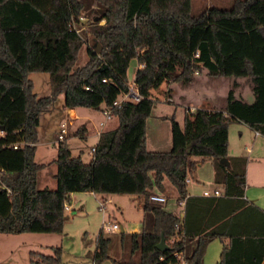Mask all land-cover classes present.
<instances>
[{"label": "trees", "instance_id": "16d2710c", "mask_svg": "<svg viewBox=\"0 0 264 264\" xmlns=\"http://www.w3.org/2000/svg\"><path fill=\"white\" fill-rule=\"evenodd\" d=\"M82 9L93 14V41L85 46L87 59L76 65L84 41L68 23ZM133 57L140 64L134 80L142 97L113 105L127 88ZM35 70L50 73L49 94L38 96L33 90L29 73ZM201 70L210 76H248L253 100L235 97L229 89L222 108L185 111L183 126L172 115L170 148L147 149L150 89L162 81L189 83ZM59 93L66 107L110 106L118 124L100 131L87 162L72 154L66 138L59 140L56 186L40 187L44 163L34 159L37 125ZM234 120L264 135V0H233L227 7L210 5L198 14L192 13L191 0H0V232H61L64 204L75 190L137 193L143 195V209L153 213L152 229L129 232L127 258L108 253L110 237L100 230L94 263L108 258L112 264H173L174 252L186 247L184 232L197 235L184 251L186 264H202L206 246L216 236L229 237L220 264H264V234L245 235L232 228L244 202L229 205L205 223L207 210L192 218L186 210L180 226L177 214L149 198L153 187H163L164 176L184 196L186 177L196 165L194 155L213 158L214 179L225 186L224 200L243 194L245 157H229L238 160L239 167L231 169L220 160L227 157L228 125ZM15 141L23 143L14 147ZM161 232L168 248L156 245ZM50 248V253L30 250V264H62L61 246Z\"/></svg>", "mask_w": 264, "mask_h": 264}, {"label": "rangeland", "instance_id": "374dc122", "mask_svg": "<svg viewBox=\"0 0 264 264\" xmlns=\"http://www.w3.org/2000/svg\"><path fill=\"white\" fill-rule=\"evenodd\" d=\"M233 0H191V11L198 14L205 7L210 5L229 6ZM91 6H93L91 4ZM81 18L73 21L74 25L79 28L78 34L84 41L81 46L76 60V65L82 64L87 59L85 46L91 45V27L94 20L92 12L88 9H82L80 12ZM101 19L99 22L102 23ZM137 67V60L135 57L131 58L127 68L128 80L134 77V72ZM205 74V73H204ZM29 76L33 80V90L38 96L49 94L51 91L50 73L48 71H31ZM166 81H162L158 86L150 89V96L153 98V104L150 114L146 118V134L148 142H155L153 146L149 145L154 150H167L171 146V119L173 115L180 125L183 124V114L188 110V105L193 101H200L207 104L209 100H220L219 96L210 98V94L216 92L220 95L221 87H226L225 101L229 89L232 90L235 97H245L247 91H251L253 96L251 80L248 76H227L217 81L203 84L202 88L188 87L187 83L178 82L174 85L173 98L174 100H167L169 95L165 90ZM165 85V86H164ZM220 89V90H219ZM215 94V93H214ZM63 94L60 93L55 97L47 109L40 114V122L37 125V133L41 140L54 139L57 141V134L61 131V121L67 122V116L63 110ZM93 111V122L98 123V118L102 117L100 108L90 107ZM167 114V117L162 116ZM113 120L107 119L105 128L112 127L116 117ZM88 127H92L90 119L85 120ZM242 121L234 120L228 125L230 126V143L238 144V131ZM75 124H65L64 131L66 140L74 153L81 150L85 154L88 147L95 141V137L90 134V131L85 136L73 133ZM243 136L247 137L248 133L244 132ZM250 138V137H249ZM44 149L37 152L36 159H46L49 157L42 156ZM204 159L199 166L198 164L192 169V173L197 172L199 181L191 177L194 183V189H201V187L214 186L213 167L214 161ZM56 164V163H55ZM153 174V171H150ZM44 178L49 185L55 178L50 173V163L46 164L42 172ZM167 184V189L163 192L171 195L168 201H173L172 191L176 192L175 185L164 176ZM203 182V183H202ZM159 189V188H156ZM191 189H193L191 187ZM143 197L142 194H138ZM137 195L132 193H111L102 196L101 193H94L89 190H75L73 197V205L68 208L65 207V219L63 229L61 232H20L7 233L0 232V264H30L29 251L35 250L44 253H50V245H60L62 249V264H112L110 259H104L99 263H94L92 253L95 249L96 236L100 230H104L110 237L108 245V253L116 258H127L130 256V229L133 225L140 228L152 229L153 227V213L150 210H142L138 205ZM110 197V198H108ZM161 203V201H157ZM101 203L104 205L101 206ZM67 204V203H66ZM168 207L170 205L168 204ZM116 221L124 227V234L121 235V230H105L103 228V220ZM221 241L218 238L210 240L206 246L203 255L202 264H218L220 260ZM207 251V252H206ZM135 255V254H134ZM136 256V255H135Z\"/></svg>", "mask_w": 264, "mask_h": 264}, {"label": "crops", "instance_id": "0c3cea01", "mask_svg": "<svg viewBox=\"0 0 264 264\" xmlns=\"http://www.w3.org/2000/svg\"><path fill=\"white\" fill-rule=\"evenodd\" d=\"M137 66L139 64L137 63ZM223 77L227 76H210L207 74H204V70L201 71H196L194 74V78L187 83L188 87H193L195 86L196 88H202L203 84H207L209 82H214L217 81L218 79H223ZM178 82L176 81H166V89L169 93V95L166 97L167 100H174L173 98V92H174V85H177ZM164 85V86H165ZM226 88V87H225ZM224 87H221L222 91L220 90V95L218 94V89L216 92H213L210 94V98L213 97H220V100H217L214 98V100H209L207 104H203L202 102L198 101H193L188 105V110L192 111L196 107H204L206 109H219L222 108L224 103H225V92L226 89ZM251 91L246 92L245 97H241L246 101H252L253 96H251ZM215 93V94H214ZM60 94V93H59ZM58 94V95H59ZM63 94V93H62ZM63 110L65 111V114L67 116V122L65 120H62V122H65V124H75L73 130L74 134L85 136L86 134L89 133L92 134L95 137V141L88 147L86 154H85V159L84 160V153L79 152L74 153L71 149L72 154H80L82 159L84 161H89L91 158L92 152L90 150V147L92 145H95L98 135L100 131L105 130V129H110L115 127L118 124V118L114 113H111L109 116H105L102 112L103 106L100 108V112L102 113V117L98 118V123L97 125L94 124L92 115L93 111L90 107L87 106H75V107H66L63 103L62 106ZM184 115L183 114V121H184ZM162 116L167 117V114H162ZM116 117V122L114 121V125L109 128H105V123L107 122V119L113 120L112 118ZM87 119L91 120L92 127H88L86 124ZM102 121V123H100ZM178 121V120H177ZM39 122H40V117H39ZM179 122V121H178ZM60 123V124H61ZM180 124V123H179ZM240 125V129L238 131V139L239 143L238 144H231L230 143V126L228 127V146H227V162H224L227 166L228 169H231L233 167L238 168V160L235 162H232L229 157H245V163H244V188H243V194L238 195V196H233L230 195L229 198L226 197V200H224V192H225V186L222 181H216L214 179V186L212 187H201V189H194V183L191 177H195L196 181H199V177L197 172L191 173V177L188 173L186 177V189L187 193L184 196H179L178 191L176 192L172 191V197L174 196L173 201H168L171 195H167L163 191L167 189V184L163 178L162 184L163 187L161 189H156L157 187H153L151 189V193H159L163 194L165 196V200L161 201V204L168 210H171L173 213L177 214L180 218L179 225H182V222L184 220L185 216V211L187 210L189 212V216L194 214L199 215L201 211H205L206 215L202 218L203 222L205 223L207 219H213L215 220L216 217H218L225 209L229 207V205L234 206L236 203H239V201L244 202V204L238 208L237 210V216L235 218L234 224L232 225L233 229H242L243 234L249 235L252 232H258L259 234H264V135H262L260 132L257 130L253 129L250 125L247 123L243 122L238 124ZM183 126V124L181 125ZM244 132L248 133V136L245 137L243 136ZM60 133V132H59ZM58 133V134H59ZM0 134H2V131L0 130ZM57 134V136H58ZM64 138L65 135L63 134ZM250 137V138H249ZM61 140V138L58 137L57 141L54 139H47V140H41L38 135V140L36 141V149L34 153V159L38 162H43L44 166L41 168L38 174V185L40 187L43 186H48L51 188H54L56 186V180L53 182L51 181L52 185H49L47 181L42 178V172L46 167V164L48 162L50 163V173L54 174L56 170V164L54 162V158L56 156V150H57V143L58 141ZM155 142H148L147 139V134H146V147L147 149H151L149 145L153 146ZM70 146V144H69ZM44 149L42 152V156H46L47 154L49 155L48 158L46 159H36L37 152L40 151V149ZM154 150V149H151ZM193 158L196 160V164L199 166L201 163L204 161V159L211 160V157H201L199 155H194ZM54 177V176H53ZM214 178V167H213V177ZM203 183V182H202ZM191 187L193 189H191ZM89 190V189H87ZM91 192L96 193V191L89 190ZM74 191L70 192L69 194V200L66 201V203L71 207L73 205V195ZM101 193V192H98ZM102 196L110 194L111 193H101ZM134 195H137L136 199L138 200V205L139 207L144 211L142 207V199L140 195L137 193H132ZM235 197H237L235 200ZM110 198V197H108ZM189 203V204H188ZM217 203V205H216ZM220 203H223L220 207ZM168 204L170 207H168ZM68 208V207H67ZM198 221V220H197ZM196 221V222H197ZM218 221L213 222L212 224H216ZM123 226V225H122ZM124 228V227H123ZM145 228V227H143ZM179 228V227H178ZM210 227H207L206 230H208ZM136 229L137 231L140 230L141 228L137 226L136 224L133 225V227L130 229ZM146 229V228H145ZM124 230V229H123ZM150 230V229H147ZM187 237L186 239V247L184 248L183 251H180V255L184 257V251L187 249H190V247L194 243V239L197 235H186V233L182 232V235ZM176 237L178 235H175ZM218 238L219 241H221V247L224 242H227L229 240L228 236H216L214 239ZM213 240V239H212ZM207 252V251H206ZM264 260V259H263ZM220 264V260L218 262Z\"/></svg>", "mask_w": 264, "mask_h": 264}, {"label": "built area", "instance_id": "2783aa9c", "mask_svg": "<svg viewBox=\"0 0 264 264\" xmlns=\"http://www.w3.org/2000/svg\"><path fill=\"white\" fill-rule=\"evenodd\" d=\"M82 16L79 14L77 17L76 16H72L69 23H68V26H69V29L70 30H74L75 32H78L79 28L76 27L73 23V21H77L78 18H81ZM140 65V64H139ZM105 79V78H103ZM142 97V95L140 94L139 90H138V87L136 85V82L134 80V77L130 80H127V88L120 94L118 95L117 97H115L112 101V104L113 105H117L119 106L123 101L125 100H129V101H138L140 98ZM102 112L105 116H109L112 111H111V107L110 106H104L102 108ZM100 123H102V121H100ZM65 122H62L61 123V131L63 132L65 127ZM60 132L58 134V137L63 139L64 136H63V133ZM23 142H13L12 145L14 147H17L18 144H22ZM94 147L95 145H92L90 147V150L91 152L94 150ZM149 198L151 200H154V201H163L165 200V196L163 194H159V193H150L149 194ZM65 207H68V204H64ZM101 206L103 207L104 205L101 203ZM120 225L118 222L116 221H106L105 219L103 220V228L105 230H110V231H113V230H119L120 229ZM175 238V236H173L171 238V240H173ZM174 254L176 255L177 257V260L175 262H173V264H186V260L185 258L180 255V251H175ZM170 264V263H168Z\"/></svg>", "mask_w": 264, "mask_h": 264}, {"label": "water", "instance_id": "95a60500", "mask_svg": "<svg viewBox=\"0 0 264 264\" xmlns=\"http://www.w3.org/2000/svg\"><path fill=\"white\" fill-rule=\"evenodd\" d=\"M94 49L96 50V51H98L99 50V48H100V43L96 40L95 42H94ZM1 129H2V127H0ZM220 160L222 161V162H227V158L225 157V156H222V157H220ZM124 228H123V226L122 225H120V230L122 231ZM133 231H135L136 229H132ZM156 245H157V247H159L160 249H165V248H168L170 245L165 241V238H164V235L162 234V232H161V237H160V239H159V241L156 243Z\"/></svg>", "mask_w": 264, "mask_h": 264}]
</instances>
